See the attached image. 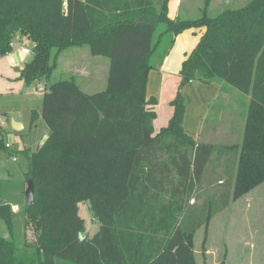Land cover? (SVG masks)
Segmentation results:
<instances>
[{
    "label": "trees",
    "instance_id": "16d2710c",
    "mask_svg": "<svg viewBox=\"0 0 264 264\" xmlns=\"http://www.w3.org/2000/svg\"><path fill=\"white\" fill-rule=\"evenodd\" d=\"M195 28L206 34L183 63L169 125L156 133L149 74ZM18 36L36 43L19 80L46 83L31 126L41 118L50 134L35 150L8 149L0 125V155H23L25 185L35 186L33 207L24 190V201L0 191L9 234L0 236V264H197L196 233L204 229L205 252L212 218L264 184V0L198 19H171L168 0H0V58ZM83 46L109 59L107 89L87 94L75 78L49 84L60 56ZM195 81L250 97L241 144L186 133L184 89ZM83 202L99 225L93 237Z\"/></svg>",
    "mask_w": 264,
    "mask_h": 264
},
{
    "label": "rangeland",
    "instance_id": "374dc122",
    "mask_svg": "<svg viewBox=\"0 0 264 264\" xmlns=\"http://www.w3.org/2000/svg\"><path fill=\"white\" fill-rule=\"evenodd\" d=\"M195 2L196 0H193L189 4L194 7L198 3ZM200 4L201 9L195 15L197 18L203 15L205 0H201ZM222 7H225L223 0H214L210 15L215 17L223 13ZM20 45L19 40L14 41L12 52L9 54V56H13V60H11L12 64L6 75L2 74L0 67V123L4 122L6 128L12 130V121L25 122L26 127L23 131L13 133L11 137L7 136L6 140L14 144L15 147L28 146L35 150L40 144L38 142H41L45 136L46 125L40 121L41 124L32 129L31 133L28 124L30 114L28 111L40 106V99L43 100V92L40 90L46 86V83L41 81L38 85L28 87L23 81L16 80L20 77L21 70L34 58L33 53L22 54ZM57 65L58 68L49 84L75 78L87 94L101 93L107 89L110 61L105 57L92 56L87 46L65 51L58 59ZM88 82H90V86L85 85ZM39 85L40 88H38ZM224 104L225 101L221 100L215 105L204 124L203 131L205 133L213 129L217 131L226 129L225 119L222 118L221 122L216 120L218 109H223ZM246 110L241 111L242 116ZM243 122L245 123V117ZM243 133L242 129L241 138L237 137L235 144H241ZM237 136L239 135L237 134ZM219 144L221 143L213 145ZM27 171L28 163L23 155H19L18 161L14 162L5 154H1L0 191L3 187L7 196L17 197L24 201L23 195L20 194L27 189V183L25 185ZM12 210L20 218L21 206H13ZM79 214L85 222V235L93 237L98 232L99 225L93 219L89 203L83 202L79 205ZM16 221L19 220L16 219ZM25 235L28 243L34 242V233L31 229H26ZM0 236L4 238L9 236L7 227L1 219ZM204 236V229H200L192 241L197 264H264V184L242 198L232 200L228 208L212 218L205 252L203 251Z\"/></svg>",
    "mask_w": 264,
    "mask_h": 264
},
{
    "label": "crops",
    "instance_id": "0c3cea01",
    "mask_svg": "<svg viewBox=\"0 0 264 264\" xmlns=\"http://www.w3.org/2000/svg\"><path fill=\"white\" fill-rule=\"evenodd\" d=\"M213 1L214 0H205L203 14L204 12H206L209 16H211L210 9ZM192 2L193 0H168L169 17L171 19H198L195 15L201 9V0H196V2L198 3L195 2L196 5L194 4V7L189 4ZM223 2L225 6L221 8L224 9L223 12L229 10L243 9L249 4L248 0H223ZM235 2L236 4H234ZM206 31V28H195L186 30L180 35L176 36L174 38V44L170 52L165 56L162 65L157 70L151 71L149 74L147 94L148 96H153L158 100V105L156 107L157 118L154 121V129L156 133H159L163 128H166L174 115V108L171 104L177 96L178 89L181 83L180 73L182 70L183 63L186 58L197 47L201 38L206 34ZM21 39L22 37L18 36L15 40H19L21 43ZM21 53L24 54L22 50ZM11 60H13V56L9 55L0 58V67L2 68V74L6 75L7 72L10 70L12 64ZM16 80L18 81L19 78H17ZM85 85L90 86V82L86 83ZM184 95L187 100L184 127L186 133L189 136L203 144L221 143L226 145H236V138H241V130H244L245 127V123L243 122L245 114L242 116V112L248 109L250 103L249 96L244 97L236 89L225 85H204L197 81L192 82L188 86H186V88L184 89ZM221 100H224L225 104L224 107H222L223 109H218L216 120L218 122H221L220 120L222 118L223 120L225 119L227 124L226 129L222 131H217L213 129L205 133L203 131L204 124L210 117V114L214 110L215 105L218 103V101ZM39 104V107L31 108L28 111V113H30L28 124L31 133L32 129L39 126V124H41L40 121H43L40 118L33 125V127L31 126V112L33 110H36L38 112L41 111L42 98L40 99ZM18 123H22L23 129L21 131H23L26 127L25 122L18 121ZM0 125H2L6 132L9 133L8 136L10 137L13 133H20V131H15L13 128L12 130H8L4 122H2V124L0 123ZM44 132L45 136L43 137L41 142H38V144H40L37 147L42 145L49 137L50 133L47 126L45 127ZM237 134L239 136H237ZM13 147H15L14 144ZM26 147L28 149H31V147L28 146H24L23 148H17L23 150L27 149Z\"/></svg>",
    "mask_w": 264,
    "mask_h": 264
},
{
    "label": "water",
    "instance_id": "95a60500",
    "mask_svg": "<svg viewBox=\"0 0 264 264\" xmlns=\"http://www.w3.org/2000/svg\"><path fill=\"white\" fill-rule=\"evenodd\" d=\"M12 128L15 131H21L23 129V125L15 121H12ZM25 200L27 207H33L35 205V186L32 180H29L27 184V189L25 192Z\"/></svg>",
    "mask_w": 264,
    "mask_h": 264
},
{
    "label": "built area",
    "instance_id": "2783aa9c",
    "mask_svg": "<svg viewBox=\"0 0 264 264\" xmlns=\"http://www.w3.org/2000/svg\"><path fill=\"white\" fill-rule=\"evenodd\" d=\"M36 48V43L33 42L29 37L27 36H23L21 39V50L25 55H30L33 53L34 49ZM41 86L39 85L38 88H40ZM45 89V87H43V89H41L40 91H43ZM7 148L11 149L13 148V144L11 143H7ZM14 162L18 161L17 157H12L11 158Z\"/></svg>",
    "mask_w": 264,
    "mask_h": 264
}]
</instances>
